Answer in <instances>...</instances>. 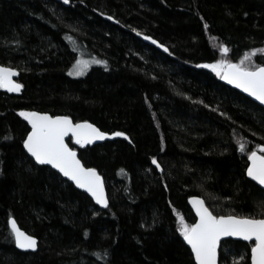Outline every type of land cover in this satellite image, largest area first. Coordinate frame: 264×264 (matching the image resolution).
I'll list each match as a JSON object with an SVG mask.
<instances>
[{"label": "trees", "instance_id": "1", "mask_svg": "<svg viewBox=\"0 0 264 264\" xmlns=\"http://www.w3.org/2000/svg\"><path fill=\"white\" fill-rule=\"evenodd\" d=\"M253 48H264V0H0V64L24 86L0 88V264H196L177 216L196 222L192 196L215 215L264 218L247 175L264 107L205 66ZM79 59L92 63L74 75ZM22 110L126 133L68 140L103 176L108 207L28 154ZM10 217L37 251L16 248ZM252 243L224 239L220 264H251Z\"/></svg>", "mask_w": 264, "mask_h": 264}, {"label": "snow or ice", "instance_id": "2", "mask_svg": "<svg viewBox=\"0 0 264 264\" xmlns=\"http://www.w3.org/2000/svg\"><path fill=\"white\" fill-rule=\"evenodd\" d=\"M148 39H152L148 37ZM161 47H164L161 45ZM221 52L227 53V46H221ZM264 49H251L238 62L229 60H216L205 66L213 69L218 75L236 84L250 93L259 101L264 102V64L251 66V56ZM248 61V63H245ZM97 64H106V61L95 60ZM89 61L77 60L72 66V74L79 75L88 67ZM17 70L0 64V88L9 91H20L22 85L12 79ZM31 125V131L23 141L24 147L41 164L47 163L59 169L65 177L70 178L80 188L87 189L89 193L105 206L108 200L104 194L101 177L95 168H86L77 158L75 148L65 143V136L71 133V138L77 144H87L96 139H103L109 135L125 136L124 132L101 131L95 124L87 120L72 122L69 116H51L47 112L21 111ZM264 149V145L257 146ZM240 150L245 151V144H239ZM251 164L247 168V175L264 186V155L253 150L248 154ZM155 163V157H153ZM198 219L189 224L179 212V232L184 240L191 246L196 264H217V249L221 237H240L251 244V264H264V218L249 215H214L199 196L190 197ZM15 243L21 249H35L36 237L22 230L15 219H10ZM242 259V257H241Z\"/></svg>", "mask_w": 264, "mask_h": 264}, {"label": "water", "instance_id": "3", "mask_svg": "<svg viewBox=\"0 0 264 264\" xmlns=\"http://www.w3.org/2000/svg\"><path fill=\"white\" fill-rule=\"evenodd\" d=\"M234 63V62H233ZM4 66H6V65H4ZM6 67H10V66H6ZM11 68H13V67H11ZM16 69V68H15ZM17 71L12 75V79L13 80H15V81H17L20 85H22V87H21V89H20V91H9L8 89H6V88H2L3 90H5V91H7V92H9V93H11V94H16V95H20L21 93H22V91H23V88H24V86H23V84H22V82H20L19 81V70L18 69H16ZM222 80L225 82V83H227L229 86H231V87H233V88H235V89H237L238 91H240L241 93H243L244 95H246V96H248L249 98H251L252 100H254L255 102H257L258 104H260L261 106H263L264 107V102H261V101H259L256 97H253L250 93H248V92H245L244 91V89H242V88H240V87H238L236 84H233V83H231L229 80H226V79H224L223 78V75H222ZM34 111H36V110H34ZM36 112H42V111H36ZM49 115H51V116H68V115H52L51 113H49V112H47ZM71 119H72V122L73 123H75V122H77V121H75L71 116H69ZM28 122V121H27ZM90 122V121H89ZM90 123H92V122H90ZM29 124V123H28ZM94 124V123H93ZM29 126H30V131H31V125L29 124ZM98 127V126H97ZM99 128V127H98ZM101 131H103V130H101ZM109 133H111V132H109ZM118 136H112V135H109V136H107V137H105V138H103V139H96V140H93V141H91L90 143H87V144H83L82 146H91V145H94V144H96V143H100V142H104L105 140H112V139H115V138H117ZM65 143H67L68 144V146L69 147H71L70 145H69V143H68V140L69 139H71L74 143H76V141H75V139H72L71 138V133H69V134H67L66 136H65ZM77 144V143H76ZM78 145H81V144H78ZM261 145H264V144H261ZM72 148V147H71ZM26 149V148H25ZM26 151H27V149H26ZM255 151H257L258 152V154H260V155H264V149H258V150H255ZM28 152V151H27ZM76 153H77V158L78 159H80V157H79V151L76 149ZM28 154L32 157V155L28 152ZM34 160H35V158L34 157H32ZM248 160H249V157H248ZM36 161V160H35ZM80 161H81V163L84 165V163L82 162V160L80 159ZM39 163V162H38ZM251 164V161L249 160V165ZM44 165H48V166H50V167H52L54 170H56V171H58L65 179H68L70 182H72L74 185H75V187H77L79 190H81V191H83V192H85L87 195H89L93 200H94V202L100 207V208H106V207H108V205H109V199H108V193H107V190H106V185H105V181H104V178H103V176L99 173V171L97 170V172L99 173V175H100V177H101V180H102V182H103V186H104V194H105V196H106V198H107V200H108V204H107V206H105V205H103V204H100L92 195H91V193H89L88 191H87V189H84V188H80L74 181H72L70 178H68V177H65L64 175H63V173H61L60 171H59V169H56L54 166H52V165H50V164H47V163H44ZM85 166V165H84ZM86 168H94V167H89V166H85ZM249 177V176H248ZM252 181H254L257 185H259L261 188H263L264 189V186H262V185H260L256 180H254L252 177H249ZM201 198V197H200ZM202 199V198H201ZM203 200V199H202ZM205 202V201H204ZM190 204H191V208H192V210H193V212H194V214H195V217H196V220L198 219V216H197V214H196V211H195V208H194V206H193V204H192V201L190 200ZM205 205H206V203H205ZM207 206V205H206ZM208 207V206H207ZM214 214V213H213ZM215 215V214H214ZM10 219H15L14 217H10ZM9 219V220H10ZM16 220V219H15ZM17 222V221H16ZM9 223V222H8ZM17 225L19 226V224H18V222H17ZM9 227H10V229H11V225H10V223H9ZM20 227V226H19ZM21 228V227H20ZM22 230H24L23 228H21ZM12 230V229H11ZM25 231V230H24ZM25 232H27V231H25ZM28 233V232H27ZM29 235H32V234H30V233H28ZM14 235V234H13ZM36 237V236H35ZM224 239H234V240H240V241H244V242H249V241H246V240H244L243 238H240V237H221V241H223ZM14 240H15V236H14ZM254 241V240H253ZM36 242H37V247L35 248V249H21V248H19L17 245H16V243H15V246H16V248L18 249V250H20V251H23V252H35V251H37L38 250V243H39V240H38V238L36 237ZM186 242V241H185ZM186 244H187V242H186ZM187 246L191 249V246L190 245H188L187 244ZM219 247H220V245L218 246V249H217V264H220V257H219ZM193 254V253H192ZM193 256H194V254H193ZM194 259H195V257H194ZM196 262V261H195Z\"/></svg>", "mask_w": 264, "mask_h": 264}, {"label": "rangeland", "instance_id": "4", "mask_svg": "<svg viewBox=\"0 0 264 264\" xmlns=\"http://www.w3.org/2000/svg\"><path fill=\"white\" fill-rule=\"evenodd\" d=\"M263 49H264V48H263ZM258 52H262V51H258ZM254 56H255V54L251 56V60L253 61V64H252L251 66H253V67L256 66V65H255V62H254ZM79 60H84V59H79ZM91 63H92V61H89L88 67L91 65ZM234 63H235V62H234ZM245 63H248V61H245ZM88 67H87V68H88ZM87 68H86V69H87ZM86 69H85V70H86ZM82 73H83V72H82Z\"/></svg>", "mask_w": 264, "mask_h": 264}]
</instances>
